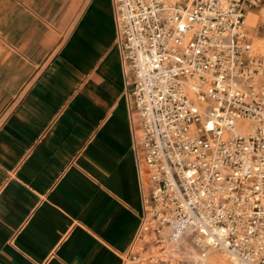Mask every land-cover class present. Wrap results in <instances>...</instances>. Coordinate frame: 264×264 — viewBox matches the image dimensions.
Returning <instances> with one entry per match:
<instances>
[{"label":"crops","instance_id":"1","mask_svg":"<svg viewBox=\"0 0 264 264\" xmlns=\"http://www.w3.org/2000/svg\"><path fill=\"white\" fill-rule=\"evenodd\" d=\"M129 88L112 0H0V264H123L147 186Z\"/></svg>","mask_w":264,"mask_h":264},{"label":"built area","instance_id":"2","mask_svg":"<svg viewBox=\"0 0 264 264\" xmlns=\"http://www.w3.org/2000/svg\"><path fill=\"white\" fill-rule=\"evenodd\" d=\"M252 1L112 0L147 184L123 264H206L166 254L172 224L199 251L264 264V57L246 29Z\"/></svg>","mask_w":264,"mask_h":264},{"label":"bare ground","instance_id":"3","mask_svg":"<svg viewBox=\"0 0 264 264\" xmlns=\"http://www.w3.org/2000/svg\"><path fill=\"white\" fill-rule=\"evenodd\" d=\"M243 124L244 132L245 129H249L250 123L245 122ZM163 234L167 242L166 254H168V256L177 257L182 255L192 259L200 258L206 264H210V262L212 264H227L225 259L228 260V258L221 253L219 254V252L210 249L197 250L192 245L190 230L182 225L172 224L163 231ZM187 239H189V241ZM222 256H224L225 259ZM228 261L232 264L230 260Z\"/></svg>","mask_w":264,"mask_h":264},{"label":"rangeland","instance_id":"4","mask_svg":"<svg viewBox=\"0 0 264 264\" xmlns=\"http://www.w3.org/2000/svg\"><path fill=\"white\" fill-rule=\"evenodd\" d=\"M244 11L246 29L253 47L258 49L264 57V0H257L256 2L252 1L250 3L245 2ZM250 14L252 15V17L251 19H248V15ZM152 238L154 237L152 236ZM187 240L189 241V239ZM159 247L160 246L151 248L152 252L154 253ZM159 256L161 255L159 254ZM222 257L225 259L224 256ZM225 260L227 264H231L227 259ZM210 264L212 263L210 262Z\"/></svg>","mask_w":264,"mask_h":264}]
</instances>
